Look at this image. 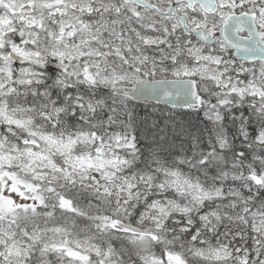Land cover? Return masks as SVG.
Here are the masks:
<instances>
[{
    "label": "snow or ice",
    "instance_id": "obj_1",
    "mask_svg": "<svg viewBox=\"0 0 264 264\" xmlns=\"http://www.w3.org/2000/svg\"><path fill=\"white\" fill-rule=\"evenodd\" d=\"M0 264H264V0H0Z\"/></svg>",
    "mask_w": 264,
    "mask_h": 264
}]
</instances>
